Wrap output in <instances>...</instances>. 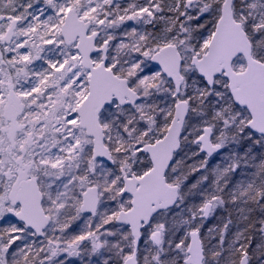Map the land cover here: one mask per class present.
<instances>
[{
	"label": "snow or ice",
	"instance_id": "6c2138e0",
	"mask_svg": "<svg viewBox=\"0 0 264 264\" xmlns=\"http://www.w3.org/2000/svg\"><path fill=\"white\" fill-rule=\"evenodd\" d=\"M0 264H264V0H0Z\"/></svg>",
	"mask_w": 264,
	"mask_h": 264
}]
</instances>
